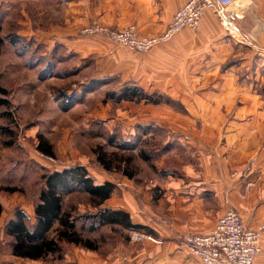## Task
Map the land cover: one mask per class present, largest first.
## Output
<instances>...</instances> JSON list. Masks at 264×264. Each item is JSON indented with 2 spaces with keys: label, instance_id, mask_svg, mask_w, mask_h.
<instances>
[{
  "label": "crops",
  "instance_id": "obj_1",
  "mask_svg": "<svg viewBox=\"0 0 264 264\" xmlns=\"http://www.w3.org/2000/svg\"><path fill=\"white\" fill-rule=\"evenodd\" d=\"M42 1L31 0L36 6ZM189 1L63 0V26L47 34L35 31L50 46L62 43L78 59L95 63L96 75L118 76L146 93L165 94L189 111L185 115L166 104L144 102L146 115L130 123L159 127L184 152L158 162L155 195L129 175L111 179L89 171L97 183L116 185L103 207L127 211L133 223L159 240L129 241L125 250L119 246L111 264H201L183 236L210 233L230 208L261 232L262 252L255 264H264V0H238L224 10L223 18L207 9L196 31L185 29L146 54L103 36L79 35L96 20L117 29L134 24L141 35L156 36ZM17 208L32 216L29 224L35 223L34 202ZM16 211L3 208L0 230ZM9 238L0 264H50L55 254L38 259L14 255ZM65 244L70 248L63 254L64 264H104L97 246Z\"/></svg>",
  "mask_w": 264,
  "mask_h": 264
},
{
  "label": "rangeland",
  "instance_id": "obj_2",
  "mask_svg": "<svg viewBox=\"0 0 264 264\" xmlns=\"http://www.w3.org/2000/svg\"><path fill=\"white\" fill-rule=\"evenodd\" d=\"M42 2L36 6L31 0H0V35L4 39L0 83L9 90L12 101V106L4 109L11 117L0 115V202L3 208L15 211L25 202H34L36 206L44 188L45 174L81 164L93 175L100 174L104 178L112 179L119 173L129 175L137 184H146L153 191L157 183L155 174H159L158 162L167 155L183 156V150L159 127L139 121L130 124L146 115L145 101L115 102L110 98L129 82L118 76L96 75L92 61L78 59L62 43L50 46L35 37V31L47 34L54 26L64 24L63 0ZM81 30L80 36H103L83 35ZM93 85L97 87L86 91ZM157 94L162 96L161 104L189 114L179 101L168 103L167 95ZM2 127L9 131H3ZM41 140L52 146L53 157L38 150ZM141 154H147L151 160L146 161ZM64 209L76 218L83 238L91 239L97 246L96 254L103 257L104 264H111L119 246L120 250H125L129 241L159 243L155 237V241H133L131 232L134 230L117 225L90 231L89 221L84 223L82 217L93 207L84 193L67 195ZM5 228L6 225L0 230V253L7 256L11 239ZM57 229L56 225L51 235L56 236ZM65 243L60 240V251L51 255L50 264L65 263L63 254L70 248Z\"/></svg>",
  "mask_w": 264,
  "mask_h": 264
},
{
  "label": "trees",
  "instance_id": "obj_3",
  "mask_svg": "<svg viewBox=\"0 0 264 264\" xmlns=\"http://www.w3.org/2000/svg\"><path fill=\"white\" fill-rule=\"evenodd\" d=\"M4 39L0 35V53ZM101 84V82H98ZM96 84V85H99ZM89 86L86 91L94 90L97 86ZM162 96L146 93L135 84H128L118 94H111L115 102L145 101L154 105L161 104ZM168 99V103H171ZM12 101L9 99V90L0 83V115H8L4 109H9ZM2 130L8 132L7 128ZM125 147V146H124ZM38 150L47 156L53 157V148L44 140L38 145ZM143 159L150 161L147 154H141ZM44 188L40 192L39 202L35 206V223L29 224L25 212L18 209L15 218L10 220L6 234L12 238V252L14 255L29 258H41L49 253L60 251V240L76 245H83L95 249L94 242L83 238L78 230L76 218L71 212L64 209V198L75 192L86 194L93 210L84 214V223L89 221L88 229L95 231L100 228L119 225L127 230L150 231L147 227L133 223L130 214L122 209L103 207L105 202L113 195L116 185L106 181L97 183L89 170L83 165L68 166L62 170H55L43 176ZM10 190V189H9ZM14 191V190H11ZM3 206L0 203V215ZM58 226L56 236L50 237L55 226ZM83 229L85 226H81Z\"/></svg>",
  "mask_w": 264,
  "mask_h": 264
},
{
  "label": "built area",
  "instance_id": "obj_4",
  "mask_svg": "<svg viewBox=\"0 0 264 264\" xmlns=\"http://www.w3.org/2000/svg\"><path fill=\"white\" fill-rule=\"evenodd\" d=\"M236 1L238 0H190L175 12L165 31L156 36L141 35L134 24L117 29L99 22L84 26L81 33L103 35L138 52H148L185 29L196 31L207 9L214 10L223 18L224 10ZM248 186L253 187L255 184L249 183ZM25 215L28 220L32 219L26 212ZM261 238L259 230L248 227L242 215L235 208H230L216 220L210 233H186L184 242L201 264H255L262 252ZM131 239L137 242L155 241L151 234L136 230L131 232Z\"/></svg>",
  "mask_w": 264,
  "mask_h": 264
}]
</instances>
